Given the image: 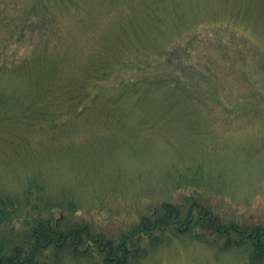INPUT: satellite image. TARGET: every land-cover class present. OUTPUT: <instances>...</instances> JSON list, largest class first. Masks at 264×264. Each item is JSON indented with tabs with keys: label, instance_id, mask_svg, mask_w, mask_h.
<instances>
[{
	"label": "rangeland",
	"instance_id": "rangeland-1",
	"mask_svg": "<svg viewBox=\"0 0 264 264\" xmlns=\"http://www.w3.org/2000/svg\"><path fill=\"white\" fill-rule=\"evenodd\" d=\"M1 1L8 21L0 24V70H6L0 93L7 97L0 117V197L21 206L0 226L3 251L23 248L41 215L62 231L85 227L93 238L101 236L102 250L92 239L63 242L57 253L53 246L40 248L38 264H248L253 242L264 244V0H181L182 19L162 11L167 32L155 47L144 54L131 37L121 54L145 56L151 67L118 70L76 88L88 93L79 104L62 97L67 80L82 76L81 65L91 71L92 56L112 42L121 13H132L139 1L54 0L52 37L60 41L61 57L50 56L41 69L14 63L40 39L24 19L14 21L33 0ZM162 43L177 53L169 63L158 58ZM29 68L43 74L39 86L53 97L47 111H55L34 124L11 117L42 108L28 107L34 88L27 77L10 74ZM172 74L180 77L184 100L170 111L163 89L139 99L130 88L144 75ZM196 204L206 208L200 221ZM163 205L177 213L166 226ZM156 219L155 229L124 242L135 226ZM217 225L238 232L222 233ZM111 246L131 247L130 257L119 260L125 253ZM254 262L264 264V256Z\"/></svg>",
	"mask_w": 264,
	"mask_h": 264
},
{
	"label": "trees",
	"instance_id": "trees-1",
	"mask_svg": "<svg viewBox=\"0 0 264 264\" xmlns=\"http://www.w3.org/2000/svg\"><path fill=\"white\" fill-rule=\"evenodd\" d=\"M138 1L140 4L138 8H130L132 13L124 10L121 13L119 21L115 22L117 25V30H113V32H111L114 36V38L111 39L112 42H109V44H107L108 46L106 45L102 47V49L96 50L95 55L92 56L94 59L93 62L91 63L90 67L87 66V68L91 69V71L88 72V70L84 68V65H81L80 73H82V76L79 79L75 78L72 81L67 80L68 85L65 89L66 92H64L62 96L65 100H70L72 104L75 101L78 104L81 103L88 97V93H81L79 90L77 91V89H81L91 82L93 83L94 81L105 79L111 76L110 74L114 73L115 71L123 70L129 67L132 68L133 66H135L134 68H137L138 70H146L151 67L152 63L145 56L144 58L141 56L134 58L130 55L126 56L125 54L122 56L121 54H123L130 47L129 44L131 37H133L134 41L136 40L138 44L136 50L140 52L149 51L150 47L156 44L155 41L158 38L160 39V37L164 38L163 34L167 32L166 28L163 27L164 20L162 17V11L167 10L169 14H175L178 18H181L179 13H181L182 4L181 0ZM53 4L54 0H33L32 7L28 9V11H26L23 16L20 15L19 17L14 18V21H21L23 19L25 20L23 24L28 26L27 30L31 29L30 35H36L35 31H37L40 35L39 41L37 39L30 42L33 44V47H31L27 54L17 57V61L14 62L15 65H17V68H19L20 65L27 66L31 63L37 65V68L39 69L46 68L47 63H49L51 59L49 58L50 56L55 55V57H61V55H59L61 52L59 49L60 41L59 39L55 41L52 37L55 30L53 24L51 23L52 21H55ZM78 7L80 8V6ZM6 9V6H4L0 0V24L8 21ZM108 17H110V13L107 14L106 18ZM110 23L112 22L110 21ZM104 30L106 33L108 32V29L105 28ZM49 33L51 34V37H48ZM176 35V37H181L182 30L178 29L176 31ZM162 45L163 46L157 48L161 50L158 58H163L167 63H169L171 56H176L177 53L174 52L175 50L172 52V48H169L167 44L162 43ZM145 53L146 52H144V54ZM29 69L30 70L27 73L18 70L12 71L10 74H17L19 76L27 77V81L31 87L34 88L29 99L28 107L39 103L42 108L40 110L34 109L29 111L26 109L25 111L19 113L15 112L13 115H11V117H16L17 121H27L31 124H34L31 120H35L36 118L44 120L48 119V117L53 118L52 115L55 114V111H47L48 105L51 104L53 97H51L52 90H48L47 86H39V84H44L41 82L43 79V74H40L39 71H35L31 68ZM5 71V68L0 70V77ZM179 78V76L177 78L173 74L169 77L144 75L143 78L131 82L130 88H136L139 99L146 98L151 94H154L155 91L163 89V104L166 106V110L170 111L175 109L182 102V100H184V94L182 92L183 90H180L179 88ZM6 99V95L0 93V117L2 114H4L3 111L7 110L5 107H1L6 102ZM43 105L44 108L46 107V109L43 108ZM164 205L163 209L167 211V214L161 219L163 223L162 226H166V218L171 217V221H175L177 215L176 211L172 212ZM194 207L196 208L195 210H197L196 213L199 217L197 221H200V215L205 212L206 208L199 204L194 205ZM194 207L191 206L189 209V216L186 220L187 225L188 223L191 224L193 221L192 211ZM20 208L21 206L18 202L16 203V200H13L9 197H0V226L8 224L11 219L16 217L20 212ZM143 221L144 219H142V222ZM157 222H159V219L153 221L149 227H146V224L144 223H140L139 225L135 226L130 232H128L127 236L124 237V242H126V238L127 240L130 239L134 233H140L144 228L150 229L153 225L155 229V227H157ZM31 226L32 227L28 232H26V236L22 240L24 243L23 248L16 247L11 252H4L3 248L0 247V264H38L36 258L37 252L40 250V248L53 246L55 252L57 253L60 251L59 248L62 249L63 247H66L63 242H68L71 245H74L80 243L83 238H86L88 241H91L92 239L93 242L98 243L99 249L102 250L101 236H95L98 239L93 238L88 229L85 227L62 231L60 224L57 222H51V219L43 218L41 215L37 216V218L33 220ZM216 229L222 233L228 231V229L235 231L238 230L233 227L220 228L218 225ZM228 235H230V233ZM26 243L29 244L26 246ZM88 244L90 243L88 242ZM263 246L264 244L261 242H253V250L249 254L248 264H256L254 261L257 260L259 262L260 258H263L264 251L262 250H264V248L261 250ZM129 248L131 247L128 246V250ZM101 250L99 251L101 252ZM108 250H119L120 253L121 251L124 252L125 255L120 254L119 258V260L122 261H124L125 256L130 255L127 254V249L120 250L118 246L115 248L111 246V248H108ZM104 258L109 260L113 259V261L115 259L114 257H110V255L105 256ZM106 262L107 261H105V263Z\"/></svg>",
	"mask_w": 264,
	"mask_h": 264
}]
</instances>
